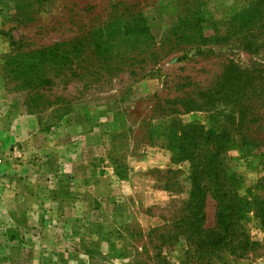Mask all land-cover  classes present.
Listing matches in <instances>:
<instances>
[{
    "label": "rangeland",
    "instance_id": "1",
    "mask_svg": "<svg viewBox=\"0 0 264 264\" xmlns=\"http://www.w3.org/2000/svg\"><path fill=\"white\" fill-rule=\"evenodd\" d=\"M137 12L143 41L93 52ZM229 64L236 102L174 115L157 98L217 88ZM175 119L222 134L226 187L250 202L208 195L193 242L173 235L191 186L163 137ZM0 157V264H264V0H0Z\"/></svg>",
    "mask_w": 264,
    "mask_h": 264
},
{
    "label": "trees",
    "instance_id": "2",
    "mask_svg": "<svg viewBox=\"0 0 264 264\" xmlns=\"http://www.w3.org/2000/svg\"><path fill=\"white\" fill-rule=\"evenodd\" d=\"M132 20L135 22V26L132 29L119 30L115 29L114 26L109 23L102 29H98L95 34L92 35V47L93 52L99 53L102 51L101 40H117L119 36L124 37L128 33L133 34L134 40L137 42L143 41L148 35V27L145 23V18L139 12L134 14ZM193 26L196 25L198 20L190 19ZM119 21V19H117ZM184 18H179L172 24L170 32L175 31L176 28L185 24ZM113 28L111 30L105 29L106 27ZM115 29V30H114ZM104 30L105 34L99 33ZM190 37L186 38L189 43H196L197 40L202 39L196 31L190 32ZM175 41H171L170 44H175L176 40H183L185 36L174 34ZM246 44V42H245ZM245 47V46H244ZM105 50V49H103ZM55 51L50 50L49 54L53 56ZM53 54V55H52ZM160 53H154L151 56L158 60ZM222 76H219L217 82V88L214 87L212 90H208L204 94L185 92L181 95L176 94L174 96H164L161 98L157 95V98L162 99L168 105V112L174 115L185 114L194 110H202L212 108L213 104L222 101H233L236 102L242 97L240 91L239 79L242 75L239 68L233 64H229L225 69ZM165 94H169L167 91ZM222 100V101H221ZM232 112V111H230ZM229 112V113H230ZM181 126L178 119L172 120L168 125L165 126L163 130V137L166 141V147L171 152V161L173 163H179L184 160L190 162L191 168V186L189 190V196L186 202H180L179 206L172 202L170 205L172 211V218H174L175 224L174 228L175 237L177 235H184L189 242H193L198 239L202 230L201 223L204 221V202L206 197L210 195L218 202H224L227 198L229 189L226 187V173L220 158L218 157V150L220 149L217 144H214V139L221 138L222 134H215L211 130H206L204 126L192 122ZM226 131L228 130L227 125ZM242 126H240L241 128ZM182 130V131H181ZM241 134V132H240ZM245 135V134H244ZM245 138L246 135L244 136ZM188 138V139H187ZM250 140V139H249ZM258 139L252 138L250 142ZM233 196L235 202L232 204L236 205L237 211L239 213H244L249 211L250 202L238 196L235 192L230 194ZM262 223L264 220L262 219ZM185 227V228H184ZM239 228H242L240 225ZM158 231V230H155ZM206 236V235H205ZM159 237V247L162 248L163 245H168V240L172 239V236L161 231L158 234ZM215 241V240H214ZM230 241V240H229ZM221 240L218 239L212 242V245H219ZM199 243L197 242L196 245ZM241 246V245H240ZM237 245L234 247V249ZM160 253H157L159 258Z\"/></svg>",
    "mask_w": 264,
    "mask_h": 264
},
{
    "label": "built area",
    "instance_id": "3",
    "mask_svg": "<svg viewBox=\"0 0 264 264\" xmlns=\"http://www.w3.org/2000/svg\"><path fill=\"white\" fill-rule=\"evenodd\" d=\"M1 161H2V159H1V157H0V163H1Z\"/></svg>",
    "mask_w": 264,
    "mask_h": 264
}]
</instances>
